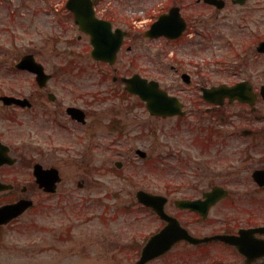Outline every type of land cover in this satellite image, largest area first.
<instances>
[{
  "label": "rangeland",
  "instance_id": "rangeland-1",
  "mask_svg": "<svg viewBox=\"0 0 264 264\" xmlns=\"http://www.w3.org/2000/svg\"><path fill=\"white\" fill-rule=\"evenodd\" d=\"M259 1L263 8L248 10L247 25L240 30L236 26L241 21L235 14H224L221 23V18L211 21L206 17V23L198 29L202 40L190 35L174 48L177 49L174 59L180 61L181 70L190 73L195 83H232L236 80L233 78L236 70L240 75H249L256 86L264 83V56L255 52L254 43L259 35L264 38V0ZM36 3L35 0H0V61H10L13 55L42 47L46 65L52 70L57 66L63 70L67 58L60 53L57 59L50 53L53 46L48 42L40 44L44 36L39 33L42 17L34 15ZM157 44H140L142 71L150 70L145 74L148 79L160 81L166 89L175 88L174 80L179 78L168 68L175 62L170 59L172 50L163 52ZM149 59L160 67L157 72ZM89 61H77V67L83 70L73 78L82 87L93 79L88 75ZM87 89L79 90L87 95L86 101L90 99ZM131 101L128 99V104ZM137 104H131L126 113L130 128L121 134L122 138L103 137L101 128L83 146L84 151L36 157L44 165L53 163L61 172L63 183L54 195L33 193L32 211L11 229L0 232V264H131L137 255L136 247L161 225L155 217L133 206L136 203L132 196L138 189L169 195L172 199L195 197L211 183L229 189L227 201L212 210L206 223H199L189 213L180 215L181 220L191 224L195 234L236 229L250 221L264 223V191L257 192L241 181L245 174L248 176V172L264 163V134L249 141L241 136L240 129L248 118L252 120L251 116H241L236 106L226 107V114H238V117L227 118L222 124L216 118L215 125L221 133L210 136L213 143L203 150L200 144L191 143L193 133L185 128H180V135L175 134L180 121L150 117ZM260 109L259 113L264 115V105ZM220 114L218 111L215 116ZM188 118L191 122L196 120L192 116ZM255 127L264 130V122L259 121ZM250 142L256 145L249 148ZM137 149L146 153L145 159L135 154ZM116 161L122 164L120 170L113 167ZM192 184L198 187L193 189ZM172 252L175 256L171 262L177 264H184L181 260L185 256H191L185 264L235 261L224 250L219 254L214 250L210 261L191 248L179 246Z\"/></svg>",
  "mask_w": 264,
  "mask_h": 264
},
{
  "label": "flooded vegetation",
  "instance_id": "flooded-vegetation-1",
  "mask_svg": "<svg viewBox=\"0 0 264 264\" xmlns=\"http://www.w3.org/2000/svg\"><path fill=\"white\" fill-rule=\"evenodd\" d=\"M35 1L37 3L34 15L42 17L39 33L44 38L41 39L40 44L48 42L50 47H54L50 53L53 52L57 59L62 54L63 58H67V60L63 70L59 69L58 66L52 70L44 62L43 48L39 47L20 53V55H13L10 61L6 59L0 61V206L14 204L22 199L34 201L32 194L42 192L34 177V168L37 164H40L44 169L56 167L53 163L44 165L37 161V156L50 158L49 155L84 151L83 146L87 144L89 139H93L95 134L98 135L101 128L104 131L103 137L120 135V131L125 134L129 130L130 126L126 119V113H128L131 104L139 103V101L137 97L126 93L121 79L136 75L148 77L145 74L150 70L146 69L145 73L142 71L141 51L139 50L141 43L147 45L158 43L157 47H160L163 52L172 50L170 59L175 62L168 68L179 79L174 80L175 88L166 89L164 86L163 88L170 96L176 97L186 109L181 120L191 116L195 119V115H198L199 120H205L206 116L210 118V113L214 111L209 110V107L212 106L202 100V92L204 88H211L224 83H216L215 85L206 82L195 83L190 73L181 70L180 61L174 59L177 50L174 48L188 40L190 35H196L202 40L203 37L198 29L202 23H206V17H210L211 21H218V18H221L219 21L221 23L224 20V14H235L237 15L236 19L241 21L236 26L240 30L247 25L245 21L248 10L263 8L259 0H253V2L252 0H243V4H238L235 0H211V3L205 0ZM70 4L75 10L80 11V17L86 26L85 32L79 30L75 21V14L68 8ZM218 5L222 6L219 8ZM165 17L168 20L164 22V27L167 29L176 30L180 24H184L185 29L179 38L167 39L162 36L158 39H146L143 37L152 24L162 18L165 19ZM95 38L115 40L119 38L122 40L114 64L92 60L93 45L91 41ZM256 39L257 42H260L264 38L259 35ZM190 43L188 42V45ZM63 45V49H59ZM27 58H31V61L41 66L42 72L40 74L30 71L26 62ZM78 60H90V66L87 63V70L93 79L90 80L91 83H88L87 80L86 86L83 87L73 78L77 75L75 73L83 70L77 67ZM150 63L153 71L157 72L160 69L152 63V60ZM64 78L67 79L62 81ZM233 78L236 80L227 83V85L231 86L243 81L248 83L256 92L264 86V83H257L256 86L249 75H240L237 70L234 72ZM59 82L65 85L57 86L56 84ZM179 85H183V87ZM88 87L87 94L90 95V99L86 101L87 95L81 94L79 90L86 91ZM130 98L132 101L128 104ZM188 98H192L196 103L202 102L204 104L203 110H199L200 106L203 105L187 106L190 103ZM183 99L188 103L184 102ZM234 104L228 103V105ZM226 105L217 109L221 111L220 115L224 114ZM141 106L144 107L142 104ZM242 107L246 110L243 114H247L248 117L251 116L254 121L248 118L243 126L245 130H241V134L248 138V141L253 140V137L263 135L264 130L255 127L259 121L264 122V116L259 114L261 111L259 104L254 111L245 104H242ZM175 119L178 121V117ZM220 120L224 122L226 118L221 117ZM255 145V142H250L249 148ZM256 168L264 169V163L260 167L252 169L249 172L250 176ZM247 184L250 186L253 184L257 189L263 187L262 191H264V186L258 187L252 177ZM190 186L193 189L198 187L194 184ZM214 187L211 183L207 188L198 192V195L188 197V199L203 200V195L209 193ZM177 200H182V198H169L165 210L181 222L180 215H183L186 210L176 208ZM226 201L220 200L213 209ZM171 209L173 210L171 211ZM139 210L142 211L144 208L141 207ZM196 217L201 219H197L201 223L206 222V219L198 217L197 214ZM254 226L264 225H257L250 221L246 222L243 228H253ZM239 228L232 229V231L224 230L221 233L225 235L237 234ZM187 230L193 233L190 223L187 225ZM214 234L216 233L211 235ZM256 238L258 241L264 242V235H256ZM249 241L254 242L253 240ZM179 246L186 250L190 247L187 243L180 242L169 253L150 261L148 264H159L163 261L167 264H177V261L171 262L175 256V252L172 251ZM194 247L207 261H210L214 250L217 251V254L222 250L229 251L235 260L234 263L213 260V264H245L246 262L236 249L223 242L204 243ZM183 258H186L181 260L184 264L191 260V256ZM250 264H264V255L255 257L254 260L250 261Z\"/></svg>",
  "mask_w": 264,
  "mask_h": 264
},
{
  "label": "water",
  "instance_id": "water-1",
  "mask_svg": "<svg viewBox=\"0 0 264 264\" xmlns=\"http://www.w3.org/2000/svg\"><path fill=\"white\" fill-rule=\"evenodd\" d=\"M258 51L264 53V43H260L258 46ZM114 54L112 55V57ZM94 58L105 61L107 59L102 57L100 54H95ZM112 59V58H111ZM110 60V59H108ZM129 84V91L131 93L139 95L146 103L147 108L150 112V114H157V115H173V113H176V109L180 108L178 105V102L174 100L173 98L170 99L167 97V95L163 92L158 91V87L156 83L151 82L148 84L145 81H142V83H138V86L136 85V82L134 79H130L127 81ZM261 95L264 98V90L261 91ZM228 98L230 102L233 101H241L244 103L252 104L256 98L255 95L252 93L251 88L245 86V84H237L234 87H228V86H219L215 87L213 89H208L204 92L203 99L207 100L211 103H220L222 104L224 99ZM141 157L143 155L141 154ZM38 178H40V186L44 188L45 191H54L55 189V183L58 182V173L54 170H48L47 172L40 171ZM263 177H259L260 180H262ZM222 193L219 189L213 190V192L209 193L207 197V201L203 203L204 211L206 212L209 206L213 203H215L218 199L221 198ZM137 200H139L141 203L146 204L149 206L152 210L157 212V214L165 221H168V226L163 229L157 236H154L149 239L147 242L148 244L142 251V256L140 260L137 261L136 264H145L150 259L156 258L161 254L166 253V251L169 250V248L176 242H179V239H183L185 241H188L191 244H200V242L204 241H211L214 240H225L229 241L230 243H234L235 241L227 236H215L211 237L210 239H196L188 235V233L183 230L177 222V220L166 216L164 213V204L166 202L165 199L158 195H151L149 193H143L141 191L137 192L136 195ZM28 204V203H27ZM27 204L18 203L15 206L6 207L5 209H2L0 212V223L6 222L8 219H11L13 217H16L22 210H24L25 207H27ZM199 202H181L179 203V207L184 209H192V210H199L200 206L198 205ZM249 245H243L240 246L237 244L238 249L240 252L246 256L252 254V249L248 248ZM263 248V247H261ZM264 249V248H263ZM262 249H258V252Z\"/></svg>",
  "mask_w": 264,
  "mask_h": 264
}]
</instances>
